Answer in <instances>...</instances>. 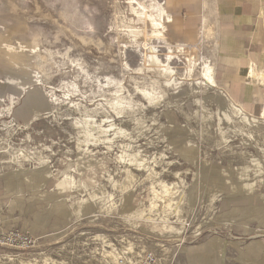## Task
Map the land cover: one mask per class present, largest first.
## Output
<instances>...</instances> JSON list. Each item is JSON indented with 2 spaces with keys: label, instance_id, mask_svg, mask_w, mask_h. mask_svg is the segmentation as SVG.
I'll use <instances>...</instances> for the list:
<instances>
[{
  "label": "rangeland",
  "instance_id": "1",
  "mask_svg": "<svg viewBox=\"0 0 264 264\" xmlns=\"http://www.w3.org/2000/svg\"><path fill=\"white\" fill-rule=\"evenodd\" d=\"M165 2L0 0V182L13 194L0 195V236L14 240L0 264H193L186 253L212 239L208 264H245L233 244L263 238L258 222L237 227L234 204L264 195V132L251 128L264 116L207 84L212 30L199 42L201 19L175 5L166 25ZM108 121L123 132L103 136ZM159 184L171 193L155 199Z\"/></svg>",
  "mask_w": 264,
  "mask_h": 264
},
{
  "label": "crops",
  "instance_id": "2",
  "mask_svg": "<svg viewBox=\"0 0 264 264\" xmlns=\"http://www.w3.org/2000/svg\"><path fill=\"white\" fill-rule=\"evenodd\" d=\"M169 5H175L178 13H187L194 15L192 18L196 16L201 19L199 42L210 37V32L205 26L212 30L216 48L213 57L214 68L212 67L215 87L237 106L231 107L253 117L264 116V0H170L161 4L167 17L166 25L173 22L168 12ZM171 27L178 29L180 26L175 23ZM176 45L197 46L188 41H179ZM225 105L228 108V105ZM245 119L250 123L255 122L246 116ZM257 127L260 133L264 132L262 124L251 126L255 130ZM261 179L257 183L262 182ZM85 180L95 181L91 175ZM228 190L231 195L236 193L233 188L229 187ZM0 195L4 198L13 195L9 181L0 182ZM189 198L190 194L184 192L180 198V206ZM238 199L242 202L234 204L237 207L234 211L240 219L237 227L247 230L249 223L258 222L262 225L259 229L264 233V204H260L264 202V195H256L254 188H250L246 193H239ZM229 207L225 206V211H228ZM251 229L249 228L254 231ZM262 237L250 241L245 247H242L240 242L233 244L237 251H244L245 258L242 261L245 264H256L258 255L260 264H264V236ZM222 246L221 241L212 239L202 247L190 249L186 253V260L193 264H208L210 259L205 253Z\"/></svg>",
  "mask_w": 264,
  "mask_h": 264
},
{
  "label": "bare ground",
  "instance_id": "3",
  "mask_svg": "<svg viewBox=\"0 0 264 264\" xmlns=\"http://www.w3.org/2000/svg\"><path fill=\"white\" fill-rule=\"evenodd\" d=\"M159 12H162L163 14H164V11L162 10V8H160V10H159ZM165 16V15H164ZM167 19V18H166ZM88 26V28H90V29H92L91 27H92V24L90 23V24H88L87 25ZM157 32V30L155 31V33ZM178 46H180V45H178ZM182 47V46H181ZM32 51H33V49H32ZM150 52V51H149ZM152 56H155V55H152ZM150 58H153V60H156L155 59V57H150ZM164 67H166V66H164ZM193 68V67H192ZM191 68V69H192ZM202 71H201V76H202V78L207 82V84H211V85H215V82H214V76H213V69H212V66H210V65H203L202 66ZM165 70V69H164ZM192 72V71H191ZM190 73V72H189ZM188 73V74H189ZM108 80V79H107ZM214 87V86H213ZM140 93L142 94V96H143V98L144 99H146L147 100V102L148 103H155L157 100H158V93L154 90V89H152L151 91L149 90L148 91V89L147 90H140ZM105 100V99H104ZM125 102V101H124ZM123 102V100H122V98L121 99H119V100H117L115 103H113L112 104V108L116 111V112H118V113H122V111H124L126 108H129L130 106H131V104H130V106L129 105H127V104H129V103H127V102H125L124 103ZM109 104V103H108ZM158 105V104H157ZM130 109V108H129ZM235 112H237V113H239V114H241V112L239 111V110H237V109H235ZM232 113H233V111H232ZM85 120H87V119H85ZM107 121V120H106ZM89 123V122H88ZM102 123V122H101ZM97 124V123H96ZM103 124V123H102ZM107 124V123H106ZM105 124V125H106ZM86 125V124H85ZM85 128V130H86V133H90V128H91V126L90 127H87V126H84ZM98 130H100L101 132V134L103 135V136H106L107 137V133L109 132V131H115L116 133H122L123 131H122V129H120V128H118L116 125H115V123H113L112 121H108V124H107V128H105L104 130H101V129H98ZM114 132V133H115ZM114 133H112V134H114ZM117 135V134H116ZM102 136V137H103ZM105 142H110V140L109 139H107L106 138V141ZM104 142V143H105ZM122 155V154H121ZM122 157V156H121ZM125 158V157H124ZM123 159V158H122ZM134 159V158H133ZM119 161H120V159H119ZM123 161V160H122ZM133 162V161H132ZM135 163L138 165V166H141L137 161H135ZM130 165V164H129ZM148 174V173H147ZM68 182L69 183H72L73 184V181H72V179L71 178H68ZM160 183V182H159ZM162 188H161V192L160 193H158V192H156L154 189H151V192H152V196H153V198H155V199H161L162 197H164V196H166V195H169L170 193H171V188L170 187H168L167 185H165V184H163V185H161V184H159ZM157 186V185H156ZM176 192V191H175ZM174 192V193H175ZM173 193V192H172ZM93 197V196H92ZM153 207V203H152V205H151V207L150 208H152ZM154 209V208H153ZM167 210V209H166ZM173 210V209H172ZM178 210V209H177ZM165 211V210H164ZM170 211V210H169ZM149 212H151V211H149ZM152 213V212H151ZM175 213H176V211H175ZM178 213V212H177ZM145 216V215H144ZM148 216H149V214H148ZM148 216H146V217H148ZM147 220H150V219H148L147 218ZM114 259H115V261L117 262V263H119V259H117V258H115L114 257ZM121 260V259H120Z\"/></svg>",
  "mask_w": 264,
  "mask_h": 264
},
{
  "label": "built area",
  "instance_id": "4",
  "mask_svg": "<svg viewBox=\"0 0 264 264\" xmlns=\"http://www.w3.org/2000/svg\"><path fill=\"white\" fill-rule=\"evenodd\" d=\"M5 240L11 243L12 241L14 242L12 238L5 239L4 237L0 236V244L2 243L4 244ZM19 242L25 247H29L32 245L31 239L27 237H21L19 239ZM154 262H155V256L153 255V253H147L142 260L143 264H153Z\"/></svg>",
  "mask_w": 264,
  "mask_h": 264
}]
</instances>
